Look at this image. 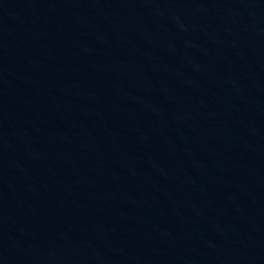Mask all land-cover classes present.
I'll return each instance as SVG.
<instances>
[{
    "label": "water",
    "instance_id": "95a60500",
    "mask_svg": "<svg viewBox=\"0 0 264 264\" xmlns=\"http://www.w3.org/2000/svg\"><path fill=\"white\" fill-rule=\"evenodd\" d=\"M0 264H264V0H0Z\"/></svg>",
    "mask_w": 264,
    "mask_h": 264
}]
</instances>
